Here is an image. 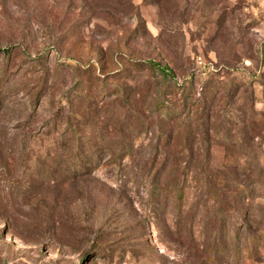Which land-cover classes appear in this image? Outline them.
Returning a JSON list of instances; mask_svg holds the SVG:
<instances>
[{
  "label": "rangeland",
  "instance_id": "obj_1",
  "mask_svg": "<svg viewBox=\"0 0 264 264\" xmlns=\"http://www.w3.org/2000/svg\"><path fill=\"white\" fill-rule=\"evenodd\" d=\"M149 60L173 72L170 89L192 81L194 99L221 72V99L171 124L181 99L154 108L170 89ZM119 88L134 110L107 119ZM235 88L236 102L223 92ZM251 88L263 134L264 0H0V264H264V194L239 200L226 179L258 173L239 148L264 141L243 135ZM71 115L99 151L74 178L51 152ZM169 145L191 161L182 181H158Z\"/></svg>",
  "mask_w": 264,
  "mask_h": 264
},
{
  "label": "trees",
  "instance_id": "obj_2",
  "mask_svg": "<svg viewBox=\"0 0 264 264\" xmlns=\"http://www.w3.org/2000/svg\"><path fill=\"white\" fill-rule=\"evenodd\" d=\"M139 63L138 62L137 65L134 63L133 67L137 68ZM148 67L152 70L154 69V71L156 72L157 75H155V85L158 87H160V85L162 86L163 90H167L170 87V83H173L175 76L173 74V72L167 67H162L158 64H156L154 61L149 60L148 61ZM222 70L224 69H229V67L227 65H222L221 66ZM221 73V72H220ZM220 73H214V75H212V77L210 78V83L208 84V86L204 89H202L203 91V96H204V100L203 98H199V99H194V88H193V84L192 81L190 82V85H188V87L186 85H180L178 86L176 83L173 85V88L171 87L170 91H165L159 94L155 95L156 100L159 102L158 104H155L154 108H163L164 110H167L166 106L164 105V100L163 98H167L171 96H174V98H176V96L180 97V102L183 104H179V105H174L177 107L176 112H174L172 115L173 117L170 120L171 124L177 123L179 121V119H181L183 116L192 119V118H196L198 119V117H200V115H203V112L206 110L205 109V103L207 102V97H211L212 92L214 91V97H213V101L215 102L219 97V99H221V94L220 92H222V85L219 81V79L223 78V75H221ZM224 73L226 74L227 72L224 71ZM252 78H257L258 81L259 78L255 77L253 75ZM158 80V81H157ZM159 82V83H158ZM119 93L116 95V101L112 104V106L105 111H102L103 116H106L107 119H114L116 121H118V119L120 118V113L122 111L125 110V108L129 107V110H134L132 104L130 103L129 100H131V96L129 97L128 95L125 94V91L123 89H118ZM224 94L227 93V95H225L226 97L230 98L232 101H239L240 99L239 96L241 94V89L240 88H235L234 90L231 91H225L223 90ZM140 94L142 95V97H146V95L149 94V91H146V93L143 91H140ZM165 102L167 103L166 99ZM257 99H255L254 96V89L251 88L250 91V103H251V111H250V117H248V115L245 117L244 119V123L246 126V129L243 133L244 136L246 137H250V138H256V139H261L264 136V133H257V117H261L263 116V114H256V111L254 110V106L257 103ZM215 106L214 107H210L206 113H205V117L207 120V124L204 127V132L203 134H205L206 138H210L211 134L213 133V129H212V125H211V120L215 117H217V112L215 111ZM135 112V111H133ZM140 113V112H137ZM166 113V112H165ZM164 113V114H165ZM95 116H96V112H94ZM244 115H246V113H244ZM73 116V120L72 123H69V126H67V129L64 131V144L63 145H56L55 143H53L52 145V155L53 156H57L59 152H63L64 154V162L68 164V166H71L73 168V174L71 175L69 173L70 168L67 166L64 168V171L67 172V175H69L70 177L74 178L77 174H79L81 171L79 168H81L83 170L84 164H87L88 166L92 165L94 162L95 165L96 163L99 161L97 160L92 161V159H88V160H84L85 156L92 152L93 150H95L96 152H99L98 149H94L95 144L91 145V144H87L85 141L82 144L81 142V131H80V125H82L83 121L82 119H80L79 115H71ZM166 117V116H165ZM253 119V121L250 123L251 126L248 127V121L249 119ZM255 118V119H254ZM119 124L124 127L123 123L119 122ZM130 126V125H129ZM173 135V134H172ZM169 136V134H168ZM172 137V136H171ZM173 147L172 145H169L166 149V151H164L166 153V157L164 158V160L162 161V163L160 164L161 166V170L158 177V181L161 180L163 177H167L168 175H172L173 173H178L179 172V176H177L178 180H184V177L187 176V172L189 171V162L191 161H178L177 159H172L171 152L173 151ZM199 149L202 150V152H205L207 154V156L209 155V147L210 144L207 142L205 144H199L198 145ZM239 148L242 149L243 151V155H244V164H247V162L250 161V163H253L255 166V169L258 170V173L256 175L255 180L250 181L248 178L249 176H245V177H241L242 179H239L237 172L236 173H230L226 179L228 183H231L234 185V191H235V196L239 198V200H243V201H249L248 197H243L240 195L243 191H248L251 192L252 190H254L253 192H255L256 190H258V193L264 194V141L259 142L258 144H244L243 146H239ZM129 149H132L129 147ZM121 149H119L120 151ZM122 151V150H121ZM125 156H131L130 153H126ZM250 157H252V159H250ZM205 162V165L202 163ZM201 161V166H203L204 170H207V166L206 163L208 161V159L203 158V160ZM157 163V161L152 160L150 162L151 165H155ZM183 164V166H182ZM85 168V167H84ZM240 167H235V169H239ZM86 170V169H85ZM161 183V182H159ZM158 183V184H159ZM181 183V182H180ZM181 187V186H180ZM182 190H178V198H180L182 196ZM254 194V193H253ZM261 198V197H260ZM249 217V215H248ZM264 238L262 237V239L260 241H262ZM264 241V240H263Z\"/></svg>",
  "mask_w": 264,
  "mask_h": 264
},
{
  "label": "built area",
  "instance_id": "obj_3",
  "mask_svg": "<svg viewBox=\"0 0 264 264\" xmlns=\"http://www.w3.org/2000/svg\"><path fill=\"white\" fill-rule=\"evenodd\" d=\"M202 64H203V62H202L201 58H200V57H197V58H196V65H197V66H200V65H202Z\"/></svg>",
  "mask_w": 264,
  "mask_h": 264
}]
</instances>
